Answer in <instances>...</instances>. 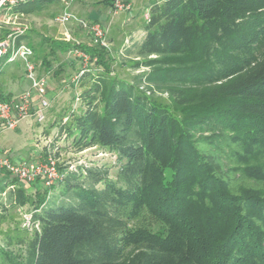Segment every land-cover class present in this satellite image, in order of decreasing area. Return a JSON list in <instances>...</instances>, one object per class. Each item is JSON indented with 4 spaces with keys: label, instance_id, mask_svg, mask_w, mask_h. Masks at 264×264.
Masks as SVG:
<instances>
[{
    "label": "trees",
    "instance_id": "1",
    "mask_svg": "<svg viewBox=\"0 0 264 264\" xmlns=\"http://www.w3.org/2000/svg\"><path fill=\"white\" fill-rule=\"evenodd\" d=\"M145 12L142 36L123 47L150 69L131 79L111 70L105 46L17 37L46 69L44 41L53 58L74 47L88 55L96 70L78 76L79 109L53 124L80 149L113 153L119 167L114 180L87 168V186L62 171L61 201L54 184L30 196L0 170V210L29 204L37 223L18 248L0 244V264H264V0H156ZM8 56L0 76L20 64ZM10 97L0 87V99Z\"/></svg>",
    "mask_w": 264,
    "mask_h": 264
},
{
    "label": "rangeland",
    "instance_id": "2",
    "mask_svg": "<svg viewBox=\"0 0 264 264\" xmlns=\"http://www.w3.org/2000/svg\"><path fill=\"white\" fill-rule=\"evenodd\" d=\"M125 1L131 2V9L112 15L111 6L108 8L100 0H72L68 5L70 20L63 25L55 21V16L63 10L62 3L57 2L50 4L39 13L18 14L16 17L10 15L9 21L13 22H10L11 24L0 22V31L2 32V29L11 30L15 27L25 28V33L30 32L32 41L36 45L39 44V41L41 42L42 37L72 44H88L92 41L81 22H99L107 28V46L105 47L108 50V62L111 70L123 78L131 79L138 73L148 71L150 67L143 65L135 67V61L141 59L134 54L126 53L123 46L132 45L142 36V24L145 21L143 13L148 5L156 0ZM131 38H134V41L131 42ZM51 46L49 41H44L39 47L40 53L50 59L51 69H46L40 58L35 59V74L46 79L44 97L49 102V107L45 112L46 119L43 122H37L36 118L31 116L20 120L17 123V128L14 129L5 128L0 123V155H7L17 161L18 154L37 150L35 149V144H37L40 150L43 149L41 151L43 155L51 154L54 157L58 169L66 174L69 171L75 172L76 177L70 181L72 183L78 182L87 186L90 183L85 175L87 168L105 172L107 178L114 180L119 161L113 153L96 146L80 149L72 142L71 137L65 133H58V125L53 124L55 117L60 120V116L68 113L71 108H74L76 112L79 109L80 100L77 95L82 87L78 81H72V77L77 76V72L81 70L83 64L79 57L69 55L68 51L65 53L57 51L53 58ZM16 62L20 63L19 66L12 65L6 73L0 76L1 89L3 92L9 93L11 97L29 88L31 83L24 75V65L20 60H16ZM89 66L88 63L86 68L92 67L93 71L96 70L95 65ZM97 68L101 69V67ZM154 93L163 101L168 100L167 93L159 90H154ZM39 181L41 182V180H36L31 184L20 181L19 184L26 189L30 196H33L35 192L44 189L42 182L43 187L42 185L41 188L35 187ZM247 182L248 184L253 183ZM64 185V181L54 183L53 187L49 189L50 196L59 201L66 200L68 195L64 196L60 193ZM262 185L264 186V183ZM96 186L102 188L104 184L100 181L96 183ZM2 198L1 200L4 201L6 196H2ZM68 199L73 201L76 198L74 194H70ZM18 207L21 210H18ZM29 210V204L7 206L5 211L0 210V244H4L7 240L11 242L9 247L15 249L18 248L14 244L17 237H27L32 234L34 226L26 223L23 216L24 213H29Z\"/></svg>",
    "mask_w": 264,
    "mask_h": 264
},
{
    "label": "built area",
    "instance_id": "3",
    "mask_svg": "<svg viewBox=\"0 0 264 264\" xmlns=\"http://www.w3.org/2000/svg\"><path fill=\"white\" fill-rule=\"evenodd\" d=\"M29 0H0V22L9 24L11 21L10 15L16 17L18 13H12L13 6L25 3ZM72 0H60L63 5V10L55 16V21L59 24H65L70 20L68 5ZM112 15L118 14L120 11L131 9V2L125 0H110ZM144 19L149 20L147 12L143 14ZM13 22V21H12ZM11 22V23H12ZM10 23V24H11ZM82 26L88 32L93 44L107 46L106 33L107 28L99 22L86 23L82 21ZM25 28L15 27L7 33L6 37H0V57L9 54L8 61L21 60L24 64L25 77L30 80V87L22 90L16 96L10 99H0V122L5 128L14 129L17 123L22 119H27L31 116L36 118L37 122H43L46 119L45 112L49 107V102L46 100L45 87L46 79L35 74V62L33 61L32 49L25 43L21 42L16 45L18 36L25 32ZM71 56L79 57L82 60V68L77 73V76L72 77V81L78 80V76L83 72L88 64L89 57L81 49L74 47L68 50ZM78 96V95H77ZM36 97L37 102L34 104L33 99ZM32 110V111H31ZM64 118L63 120H65ZM0 170H7L12 176L19 181L31 184L36 180H41L46 187L51 186L61 180L64 173L57 168L56 160L51 154L38 156L31 160L14 161L7 155H0ZM18 210H21L18 207ZM26 223L37 226V223L30 222L31 214L24 213Z\"/></svg>",
    "mask_w": 264,
    "mask_h": 264
},
{
    "label": "crops",
    "instance_id": "4",
    "mask_svg": "<svg viewBox=\"0 0 264 264\" xmlns=\"http://www.w3.org/2000/svg\"><path fill=\"white\" fill-rule=\"evenodd\" d=\"M108 8H109V6H108ZM16 95V94H15ZM14 95V96H15ZM13 97V96H12ZM37 98L36 97H34V99H33V103L34 104H36V102H37V100H36ZM56 118V117H55ZM53 121H54V119H53ZM17 128V127H16ZM42 130H44V128H42ZM35 146H36V148L35 149H37V150H34L33 152H27V153H25V154H18V157L16 158V160H22V159H26V160H31V159H33V158H35V157H38V156H45V154L43 155L42 154V152L41 151H43V149H41L40 150V147L37 145V144H35ZM44 153V152H43ZM14 160V159H13ZM41 182L39 181V182H37V184L35 185V187H37V188H41ZM42 187H43V185H42Z\"/></svg>",
    "mask_w": 264,
    "mask_h": 264
}]
</instances>
